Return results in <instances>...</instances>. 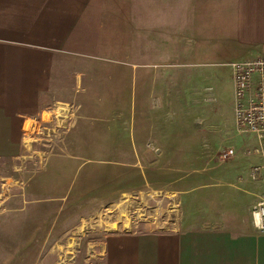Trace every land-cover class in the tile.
<instances>
[{
	"label": "crops",
	"instance_id": "1",
	"mask_svg": "<svg viewBox=\"0 0 264 264\" xmlns=\"http://www.w3.org/2000/svg\"><path fill=\"white\" fill-rule=\"evenodd\" d=\"M183 33L193 42L191 47L181 42ZM117 55H175L182 58L173 63L179 65H185L188 56L208 57L203 63L228 67L232 94L229 63L264 56V0H0V170L27 144L50 140L25 143L27 135L35 136L54 120L60 123L52 132L63 129L62 158L44 161V169L26 181L24 193L37 176L56 179L46 175L51 168L87 162L117 168L116 151L115 157L93 162L74 154L86 147L80 140L90 131L86 122H97L92 129L105 135L99 123L112 119L105 115L106 107L113 104L117 109V87L125 82L117 81V71L124 69L106 63V57ZM132 65L137 70L138 64ZM152 65L140 64L141 107L135 116L138 131L131 132V151L136 153L132 168L159 161L144 162L141 153L183 152L187 145V69L169 73V64L162 61L155 76ZM211 78L214 85L221 79L215 73ZM196 87L194 102L205 104L211 86ZM165 105L172 110L166 111ZM230 125L225 128L231 141L225 144L241 149L239 157L220 172L214 171L218 164L209 167L206 183L189 189L178 183L179 188L171 190L181 195L183 204L171 227L107 234L100 253L103 264H264V232L251 216L252 205L264 196V181L250 175L264 164V155L252 152L253 135L235 131L233 111ZM204 144L199 143L200 149ZM107 150L114 151L111 145ZM77 159L81 163L75 165ZM5 176L0 174V183Z\"/></svg>",
	"mask_w": 264,
	"mask_h": 264
},
{
	"label": "rangeland",
	"instance_id": "2",
	"mask_svg": "<svg viewBox=\"0 0 264 264\" xmlns=\"http://www.w3.org/2000/svg\"><path fill=\"white\" fill-rule=\"evenodd\" d=\"M193 27V24L189 25L187 30ZM181 37H185L181 42L191 47L193 42L190 43L185 34ZM106 58L107 64H117L124 69L117 71V81H125L120 88L117 87V109L113 104L106 107L105 115L112 119L106 124L99 123L101 128L104 126L105 135L92 129L98 125L97 122H86L90 131L80 139L86 147L81 152L74 151V154L93 162L115 157L117 152V168H98L87 162L80 167L45 169L46 175H53L56 179L37 176L29 182L24 193L26 181L39 169H44V166L40 168L44 161L62 158L59 154H62L60 140L63 129L53 133L52 126L60 123L54 120L49 125L44 124L35 136L27 135L25 143L40 138L50 140L27 144L17 159L1 167L0 174L9 177L5 176L0 183V264H103L100 253L107 234L171 227L177 222L179 206L183 205L180 194L171 190L179 188L180 183L184 189L194 188L201 181L206 183L212 171L209 167L218 164L214 171L218 169L220 172L223 165L230 162L231 159L225 157L227 148L236 147L225 144L231 141L225 127L231 126L234 95L233 85L231 94L230 72L226 65L205 64L203 62L209 58L198 56H188L185 65L173 64L182 60L175 55H117ZM146 61L153 63L155 76L160 75L162 61L169 64L166 65L169 73L177 68L187 69L184 105L187 145L183 152H153L148 157L146 153L139 154L144 162L159 159L142 169L130 166L136 154L131 151L130 141L132 130L138 131L139 123H136L135 116L139 115L141 107L140 72L143 67L140 64ZM239 61L245 60L229 63L231 74L232 64ZM134 63L138 64L137 70L132 65ZM214 73L221 77L215 85L211 78ZM205 75L207 78L199 81ZM202 84L211 88L208 94L205 93L208 100L198 109L202 105L196 104L191 95L197 92L196 85ZM171 108L172 105H165L166 111H171ZM172 129L177 130L174 126ZM202 141L205 144L200 149ZM108 145L114 151L107 150ZM239 151L240 154L242 150ZM244 153L248 155L249 150ZM75 161V165L81 163L79 159ZM53 181L56 189L52 190L49 185ZM263 199L264 196L258 197L251 209L257 229V212ZM18 208H21L20 212Z\"/></svg>",
	"mask_w": 264,
	"mask_h": 264
},
{
	"label": "built area",
	"instance_id": "3",
	"mask_svg": "<svg viewBox=\"0 0 264 264\" xmlns=\"http://www.w3.org/2000/svg\"><path fill=\"white\" fill-rule=\"evenodd\" d=\"M231 67L236 131L253 135L256 146L252 152L264 155V56L239 61ZM227 149V159L239 154L237 149ZM250 175L252 179L264 180V164L254 167ZM257 215L258 229L264 232V199L259 203Z\"/></svg>",
	"mask_w": 264,
	"mask_h": 264
}]
</instances>
